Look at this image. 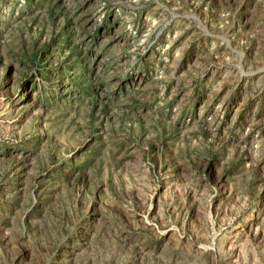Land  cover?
I'll return each instance as SVG.
<instances>
[{
    "label": "rangeland",
    "instance_id": "obj_1",
    "mask_svg": "<svg viewBox=\"0 0 264 264\" xmlns=\"http://www.w3.org/2000/svg\"><path fill=\"white\" fill-rule=\"evenodd\" d=\"M0 264H264V0H0Z\"/></svg>",
    "mask_w": 264,
    "mask_h": 264
}]
</instances>
